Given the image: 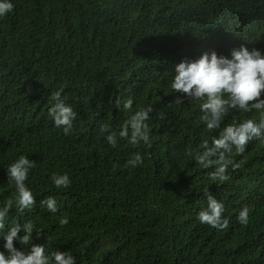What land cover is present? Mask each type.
Masks as SVG:
<instances>
[{
	"label": "trees",
	"instance_id": "16d2710c",
	"mask_svg": "<svg viewBox=\"0 0 264 264\" xmlns=\"http://www.w3.org/2000/svg\"><path fill=\"white\" fill-rule=\"evenodd\" d=\"M13 2L0 19V201L15 190L8 164L28 154L37 166L26 181L33 209L14 208L9 221H34L41 234L33 232V242L71 250L77 264H264V144L250 142L234 156L240 167L229 168L230 179L210 182L212 169L185 150L217 133L200 123L198 104L173 103L169 87L185 59L229 55L241 45L264 49V0ZM61 87L78 113L68 137L48 116L50 95ZM129 97L133 109L153 106L150 148L123 139L112 148L100 132L104 123L119 130L127 114L115 101ZM254 116L230 111L224 123ZM135 151L144 164L125 167ZM65 172L71 186L56 189L50 176ZM205 189L223 200L227 229L197 220ZM48 196L58 202L55 214L40 204ZM244 206L247 226L236 219Z\"/></svg>",
	"mask_w": 264,
	"mask_h": 264
},
{
	"label": "clouds",
	"instance_id": "9594fccd",
	"mask_svg": "<svg viewBox=\"0 0 264 264\" xmlns=\"http://www.w3.org/2000/svg\"><path fill=\"white\" fill-rule=\"evenodd\" d=\"M13 0H0V19L14 11ZM175 75L171 77L169 87L174 93L176 105L184 104L185 98L199 105L202 115L200 123L206 132L213 133L210 138H202L193 148L189 145L186 156L202 169H212L207 173L208 180L222 184L230 179L229 168L235 170L240 164L234 156L243 155L252 141L264 144V49L251 50L241 45L232 48L229 55L217 54L216 51L205 52L198 59H185L175 66ZM64 88L50 95L51 106L48 116L56 129L62 130L65 137L74 131V122L78 117L74 106L63 95ZM131 97L121 100L117 98L115 108L127 114V118L119 125V130H112L110 123L100 127L101 134H106V143L112 148L118 147L119 139L126 140L133 148L142 145L151 147V128L148 121L154 111L152 105H137L133 109ZM232 112L258 114L252 118L224 123L226 116ZM144 164V155L140 151L130 154L125 167L137 168ZM37 162L29 159L28 154L19 155L6 166L7 183L14 185V192L0 201V239L3 250H0V264H77L71 250H55L49 252L46 244L33 242V232L39 236L41 231L34 221L23 223L9 221L10 212L15 208L20 214L31 211L36 203L33 190L26 181ZM113 164V167H117ZM56 189H68L72 180L68 173H53L50 176ZM206 205L198 214L197 220L217 230L229 227V218L224 215L226 208L222 199H217L210 190L205 189ZM49 213L58 212L55 197L48 196L40 201ZM237 222L247 226L250 221V209L244 206L239 210ZM69 218L65 214L59 218L61 226L67 225ZM20 233H23L20 235ZM16 243L22 247H17Z\"/></svg>",
	"mask_w": 264,
	"mask_h": 264
}]
</instances>
